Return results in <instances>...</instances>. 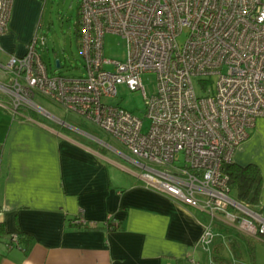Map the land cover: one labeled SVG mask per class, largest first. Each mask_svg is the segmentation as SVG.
I'll use <instances>...</instances> for the list:
<instances>
[{
	"label": "built area",
	"instance_id": "2783aa9c",
	"mask_svg": "<svg viewBox=\"0 0 264 264\" xmlns=\"http://www.w3.org/2000/svg\"><path fill=\"white\" fill-rule=\"evenodd\" d=\"M13 2L0 0V36ZM79 11L84 73L50 74L37 32L23 54L3 56L0 43V106L15 118L33 119L37 109L64 122L43 99L90 120L135 156L147 187L210 215L200 238L207 249L215 222L264 233V214L230 193L224 169L264 116V0H81ZM107 31L126 39L124 59L104 55ZM144 72L157 76L151 95ZM119 84L142 90L143 117L111 100ZM2 213L0 204V224ZM20 242L19 232L10 234V246Z\"/></svg>",
	"mask_w": 264,
	"mask_h": 264
},
{
	"label": "crops",
	"instance_id": "0c3cea01",
	"mask_svg": "<svg viewBox=\"0 0 264 264\" xmlns=\"http://www.w3.org/2000/svg\"><path fill=\"white\" fill-rule=\"evenodd\" d=\"M28 1L13 2L9 28L0 36L3 56L23 54L33 37L20 20ZM62 112L53 113L64 122H52L33 111V119L15 118L0 106V264H233L222 253L225 242L234 263L242 264L230 243L238 239L241 249L246 239L250 247L248 237L215 222L218 234L204 247L208 213L147 187L123 144L83 128L85 117ZM232 161L258 165L264 214V116ZM81 217L87 221L78 222ZM108 218L121 223L108 228ZM13 232L22 236L19 246L8 243Z\"/></svg>",
	"mask_w": 264,
	"mask_h": 264
},
{
	"label": "rangeland",
	"instance_id": "374dc122",
	"mask_svg": "<svg viewBox=\"0 0 264 264\" xmlns=\"http://www.w3.org/2000/svg\"><path fill=\"white\" fill-rule=\"evenodd\" d=\"M80 4L81 0H29L25 14L21 15L22 17L20 16L22 27L26 29L25 32L31 29L33 36L36 32L39 36H45L46 44L39 47V52L50 74L62 72L68 75H79L85 71L84 57L79 46ZM184 38L185 34L183 33L179 39L183 41ZM103 51L107 57L124 59L127 54L126 39L118 33L107 31L104 34ZM57 59H60L62 63L59 67L56 64ZM216 79L217 75H213L212 83L214 85ZM142 81L149 95L156 91L157 76L155 72L142 73ZM196 83L198 93L202 94L203 90L199 88V82L197 80ZM111 100L142 117L145 115L146 99L142 90H131L129 87L119 84L118 95L111 98ZM39 101L47 110L64 116L63 110L54 106L55 103L43 99ZM31 111L38 117L44 118L37 109ZM70 118L73 119L74 115L71 114ZM48 119L52 122L57 120L49 116ZM84 123L83 128L89 130L97 137L105 139L106 141L112 139L108 133L90 120L86 119ZM148 123L149 120L146 119L145 125ZM244 234L246 237L251 236L255 240V253L253 256L251 255L250 247L245 239L241 244V256H238L239 258L237 259L242 264H264V239L259 236ZM222 253L227 259H233V264H235L234 254L226 242Z\"/></svg>",
	"mask_w": 264,
	"mask_h": 264
},
{
	"label": "trees",
	"instance_id": "16d2710c",
	"mask_svg": "<svg viewBox=\"0 0 264 264\" xmlns=\"http://www.w3.org/2000/svg\"><path fill=\"white\" fill-rule=\"evenodd\" d=\"M224 169L229 175L230 193L240 202L248 207L261 211L260 204V188H261V172L257 164L248 163L245 165L235 161L227 162ZM120 220L108 218L106 224L108 228H117L120 225ZM240 231V230H239ZM244 232L240 231V234ZM245 235V234H244ZM250 239L251 252H254L255 240L251 236ZM260 238L264 239V233L259 234ZM22 240V236H21ZM231 246L236 255H241V249L238 239L231 240Z\"/></svg>",
	"mask_w": 264,
	"mask_h": 264
},
{
	"label": "water",
	"instance_id": "95a60500",
	"mask_svg": "<svg viewBox=\"0 0 264 264\" xmlns=\"http://www.w3.org/2000/svg\"><path fill=\"white\" fill-rule=\"evenodd\" d=\"M56 64H57L58 67L61 66V60L60 59H57L56 60Z\"/></svg>",
	"mask_w": 264,
	"mask_h": 264
}]
</instances>
